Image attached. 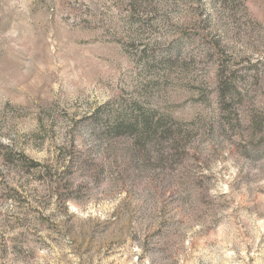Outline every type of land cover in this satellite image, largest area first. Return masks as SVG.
<instances>
[{
  "label": "rangeland",
  "instance_id": "rangeland-1",
  "mask_svg": "<svg viewBox=\"0 0 264 264\" xmlns=\"http://www.w3.org/2000/svg\"><path fill=\"white\" fill-rule=\"evenodd\" d=\"M0 264H264V0H0Z\"/></svg>",
  "mask_w": 264,
  "mask_h": 264
},
{
  "label": "trees",
  "instance_id": "trees-1",
  "mask_svg": "<svg viewBox=\"0 0 264 264\" xmlns=\"http://www.w3.org/2000/svg\"><path fill=\"white\" fill-rule=\"evenodd\" d=\"M141 123H142V126H139V124H141ZM160 124L161 123L159 122L158 125H160ZM152 125H153L152 118L147 117L146 115L143 114L141 117H137L134 120V123H130V124H127L124 122L118 123L117 127L115 128L114 131L117 134L126 133L128 130H129L128 133H131V134H136L139 132L138 141L142 142V137H144L143 133H145L146 131H149V129L151 128ZM138 128H139V131H137ZM140 130H141V132H140ZM37 165H38V163L34 160H31L29 157H26L24 155L21 156V166L23 168H27L28 171H30L31 168H33Z\"/></svg>",
  "mask_w": 264,
  "mask_h": 264
}]
</instances>
